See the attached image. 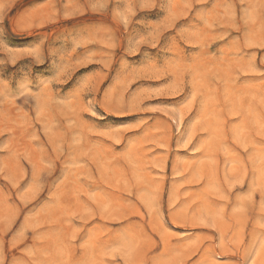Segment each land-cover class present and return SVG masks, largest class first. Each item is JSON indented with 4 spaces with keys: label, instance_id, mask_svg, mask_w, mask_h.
I'll use <instances>...</instances> for the list:
<instances>
[{
    "label": "rangeland",
    "instance_id": "1",
    "mask_svg": "<svg viewBox=\"0 0 264 264\" xmlns=\"http://www.w3.org/2000/svg\"><path fill=\"white\" fill-rule=\"evenodd\" d=\"M0 264H264V0H0Z\"/></svg>",
    "mask_w": 264,
    "mask_h": 264
}]
</instances>
